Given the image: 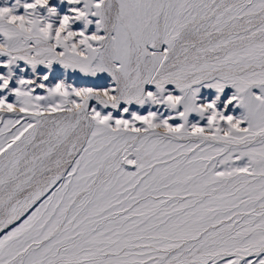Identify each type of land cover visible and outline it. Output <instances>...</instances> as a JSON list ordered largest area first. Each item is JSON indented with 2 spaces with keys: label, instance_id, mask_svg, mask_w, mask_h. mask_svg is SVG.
<instances>
[{
  "label": "snow or ice",
  "instance_id": "obj_1",
  "mask_svg": "<svg viewBox=\"0 0 264 264\" xmlns=\"http://www.w3.org/2000/svg\"><path fill=\"white\" fill-rule=\"evenodd\" d=\"M0 264H264V0L0 4Z\"/></svg>",
  "mask_w": 264,
  "mask_h": 264
},
{
  "label": "rangeland",
  "instance_id": "obj_2",
  "mask_svg": "<svg viewBox=\"0 0 264 264\" xmlns=\"http://www.w3.org/2000/svg\"><path fill=\"white\" fill-rule=\"evenodd\" d=\"M5 0H0V4L4 3ZM8 2H11V0H8ZM53 2H55V0H53Z\"/></svg>",
  "mask_w": 264,
  "mask_h": 264
}]
</instances>
